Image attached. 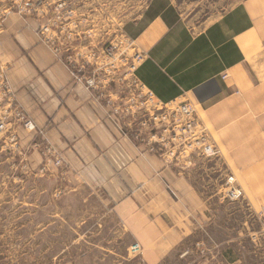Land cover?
Segmentation results:
<instances>
[{
	"label": "crops",
	"instance_id": "0c3cea01",
	"mask_svg": "<svg viewBox=\"0 0 264 264\" xmlns=\"http://www.w3.org/2000/svg\"><path fill=\"white\" fill-rule=\"evenodd\" d=\"M3 13L4 81L34 124L9 123L34 179L31 205L82 225V242L98 257L117 251L105 243L128 242L129 252L139 242L145 260L159 264L207 222L194 171L124 136L42 41L36 19ZM129 28L145 53L137 75L146 89L164 103H196L235 175L264 193V0H244L203 27L188 25L172 0H150Z\"/></svg>",
	"mask_w": 264,
	"mask_h": 264
},
{
	"label": "rangeland",
	"instance_id": "374dc122",
	"mask_svg": "<svg viewBox=\"0 0 264 264\" xmlns=\"http://www.w3.org/2000/svg\"><path fill=\"white\" fill-rule=\"evenodd\" d=\"M54 1L0 0V17L4 10H14L26 19H36L40 29L47 18L44 15L37 16V10L31 13L28 9L34 7L46 11ZM64 1L65 8L73 11L74 15L72 18H63L61 25L67 28L68 33L81 36V40L82 29L91 30L92 41L99 43L120 38L123 32L130 35L129 26L138 20L150 2L73 0L77 2L76 7L80 6L90 14L82 16L86 18L82 22V18H78L74 12L73 2ZM172 1L188 25L203 27L244 0ZM56 3H52L50 8L54 9ZM22 8H26L25 14L19 11ZM3 76L4 67L0 64V125L4 122V126H0V264H149L143 252L133 255L130 249L126 251L128 242L120 246L117 242L105 243L108 247L116 245L117 251H104L102 257H98L100 250H94L93 242H82V225L68 224L69 220L63 219L61 214L54 215L50 213L53 210L42 211L31 205L34 195L36 197V193L31 191L34 179L30 178L27 161L21 160L26 150L18 145L17 137L9 126L11 121L20 118L14 110L15 105ZM156 103L154 99V102L148 101L144 107L140 105L142 108L135 107L134 110H151ZM193 105L200 126L206 127L211 141L216 145L215 133L207 124V119L198 112L196 103ZM166 128L162 126L155 132L168 138ZM178 162L194 171L196 188L207 203V222L198 235L182 242L159 264H264V193L255 195L253 192L255 179L248 178L245 183L235 175L221 153L208 156L190 149L181 155ZM105 234H109V231L105 230ZM86 248L92 249V257L82 256ZM115 252L121 253L123 257L113 254Z\"/></svg>",
	"mask_w": 264,
	"mask_h": 264
},
{
	"label": "built area",
	"instance_id": "2783aa9c",
	"mask_svg": "<svg viewBox=\"0 0 264 264\" xmlns=\"http://www.w3.org/2000/svg\"><path fill=\"white\" fill-rule=\"evenodd\" d=\"M56 1L54 9L50 8ZM52 3L46 11L34 7L28 9L31 13L38 11L36 15L47 18V22L38 29L42 41L66 64L72 79L88 89L92 99L104 109L107 119L124 136L136 143L145 144L149 151L168 161L178 162L181 155L190 149L208 156L221 153L220 148L211 141L206 127L200 126L193 103H164L146 89L137 75L145 53L138 50L132 37L123 32L120 38L109 43H99L92 41L91 30L82 29L81 40V36L68 33L67 28L61 25L63 18H72L74 15L73 11L65 8L66 2L55 0ZM19 11L25 14L26 8ZM85 19L82 18V22ZM8 94L11 96L9 90ZM154 99L157 103L153 109L143 108L141 112L134 110L135 107H144L148 101L154 102ZM14 110L27 128H34L32 120L27 119L18 107L15 106ZM162 110L164 112L161 113ZM0 126L3 127L4 122ZM162 126L167 127L165 132H169L168 138L155 132ZM61 163V159L56 161L57 165ZM142 252L143 247L139 242L131 245V254Z\"/></svg>",
	"mask_w": 264,
	"mask_h": 264
}]
</instances>
